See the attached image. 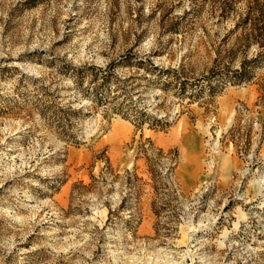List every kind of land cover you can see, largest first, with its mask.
I'll return each mask as SVG.
<instances>
[{
    "label": "rangeland",
    "instance_id": "obj_1",
    "mask_svg": "<svg viewBox=\"0 0 264 264\" xmlns=\"http://www.w3.org/2000/svg\"><path fill=\"white\" fill-rule=\"evenodd\" d=\"M0 264H264V0H0Z\"/></svg>",
    "mask_w": 264,
    "mask_h": 264
},
{
    "label": "built area",
    "instance_id": "obj_2",
    "mask_svg": "<svg viewBox=\"0 0 264 264\" xmlns=\"http://www.w3.org/2000/svg\"><path fill=\"white\" fill-rule=\"evenodd\" d=\"M240 105H236V109H239ZM216 139H213L211 134L208 135V138L205 140V148H204V164L205 168L213 167V158L214 154L217 151Z\"/></svg>",
    "mask_w": 264,
    "mask_h": 264
},
{
    "label": "trees",
    "instance_id": "obj_3",
    "mask_svg": "<svg viewBox=\"0 0 264 264\" xmlns=\"http://www.w3.org/2000/svg\"><path fill=\"white\" fill-rule=\"evenodd\" d=\"M105 75L106 74H101L100 78L105 79V77H106ZM93 91H94V93H96L98 91V87L93 88Z\"/></svg>",
    "mask_w": 264,
    "mask_h": 264
},
{
    "label": "bare ground",
    "instance_id": "obj_4",
    "mask_svg": "<svg viewBox=\"0 0 264 264\" xmlns=\"http://www.w3.org/2000/svg\"><path fill=\"white\" fill-rule=\"evenodd\" d=\"M119 121V120H118Z\"/></svg>",
    "mask_w": 264,
    "mask_h": 264
}]
</instances>
